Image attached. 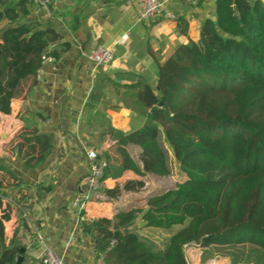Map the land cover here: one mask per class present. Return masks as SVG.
Returning <instances> with one entry per match:
<instances>
[{
	"label": "trees",
	"instance_id": "obj_1",
	"mask_svg": "<svg viewBox=\"0 0 264 264\" xmlns=\"http://www.w3.org/2000/svg\"><path fill=\"white\" fill-rule=\"evenodd\" d=\"M29 2L0 0V112L5 114L23 81L35 83L41 55L58 59L71 47L53 27L19 22ZM214 5L198 40L178 44L156 63L157 94L133 73L127 74L130 83L121 84L138 91L154 120L117 138L118 158L99 154L106 161L103 178H117L126 169L167 176L169 153L185 178L151 194L145 208L82 219L97 252L115 239L107 264H188L184 246L191 240L201 246L250 244L264 253V1L215 0ZM127 144L139 147L142 169L124 149ZM16 148L32 168L47 159L52 139L29 131L20 134ZM0 172V264H16L17 249L4 243L11 208L10 184L3 181L8 177L18 185L19 179L3 164ZM141 184L130 180L125 188ZM137 218L143 227L167 231L161 246L130 228ZM229 255L231 264L247 259Z\"/></svg>",
	"mask_w": 264,
	"mask_h": 264
},
{
	"label": "crops",
	"instance_id": "obj_2",
	"mask_svg": "<svg viewBox=\"0 0 264 264\" xmlns=\"http://www.w3.org/2000/svg\"><path fill=\"white\" fill-rule=\"evenodd\" d=\"M214 1L165 0L163 8L174 13V19L162 11L156 20L141 22L136 20L135 0H62L50 14L29 2L28 13L20 15L19 22L53 27L71 47L45 64L35 83L31 78L23 81L10 112H0V164L19 179L18 185L8 177L3 181L10 184L6 200L11 208L9 220L4 221V243L21 254L19 264H38L43 245L36 242L37 233L65 264H94L97 251L82 219L111 218L119 209L146 207L155 183L165 176L139 175L131 169L106 178L103 191L90 200L82 215L70 202L84 190L87 149L98 154L108 151L118 158L117 138L154 120L138 91L121 86L131 82L127 74L142 76L157 94L156 63L170 56L178 44L198 40L202 21L213 16ZM99 45L114 48V59L107 66H95L86 57ZM29 131L52 139L47 159L32 168L25 167L16 148L20 134ZM124 149L142 169L139 147L127 144ZM130 180L142 184L125 188ZM132 227L143 228L141 219Z\"/></svg>",
	"mask_w": 264,
	"mask_h": 264
},
{
	"label": "built area",
	"instance_id": "obj_3",
	"mask_svg": "<svg viewBox=\"0 0 264 264\" xmlns=\"http://www.w3.org/2000/svg\"><path fill=\"white\" fill-rule=\"evenodd\" d=\"M31 4L43 8L50 14L51 8L60 3L62 0H29ZM165 0H135L136 2V20L138 22L147 20H156L163 11L164 16L174 19V13L163 8ZM197 3L199 0H192ZM127 34H123L122 39H125ZM120 41V42H121ZM86 57L95 66H107L114 59V48L111 46H96L86 53ZM55 59L48 53H43L40 58L36 78L39 79L43 72V67L47 63L54 62ZM86 172L82 178L84 190L76 195L70 202L77 213L80 215L87 211L88 203L94 196H98L104 189L105 178H103L106 161L99 157V154L93 148L86 150ZM36 242L43 245V252L39 257L38 264H65L63 258L58 255L51 247L44 243L43 236L40 233L36 235ZM115 239H111L105 249L97 252L94 258V264H107V252L113 246Z\"/></svg>",
	"mask_w": 264,
	"mask_h": 264
},
{
	"label": "rangeland",
	"instance_id": "obj_4",
	"mask_svg": "<svg viewBox=\"0 0 264 264\" xmlns=\"http://www.w3.org/2000/svg\"><path fill=\"white\" fill-rule=\"evenodd\" d=\"M169 163L171 166V173L155 183L154 193L164 189L173 188L177 182L182 181L185 178V176L178 171L176 161L172 158L171 153H169ZM130 228L134 227L131 226ZM138 230L140 235L151 240L156 246H161L168 236L167 231L159 229L140 227ZM184 252L188 264H194L192 258H194L193 254L195 252L197 253L195 264H210L212 261H215L218 264H231V256L229 255V252L235 254V257H238L236 260L247 258L245 260H239L236 264H263L264 261V253L256 250V248L250 244L237 246H201L200 243L191 240L184 246Z\"/></svg>",
	"mask_w": 264,
	"mask_h": 264
},
{
	"label": "water",
	"instance_id": "obj_5",
	"mask_svg": "<svg viewBox=\"0 0 264 264\" xmlns=\"http://www.w3.org/2000/svg\"><path fill=\"white\" fill-rule=\"evenodd\" d=\"M88 40H89V35L87 36V38H86V42L84 43V44H82L81 45V48H83L84 46H85V44L88 42ZM77 43H75V45H76ZM157 106L156 105H154L152 108L153 109H155ZM128 230V228H125L124 229V231H127ZM18 252H20V253H23L24 251H23V248H20L19 250H18ZM22 259V256H21V254H18V255H16V258H15V263L16 264H19V261Z\"/></svg>",
	"mask_w": 264,
	"mask_h": 264
},
{
	"label": "bare ground",
	"instance_id": "obj_6",
	"mask_svg": "<svg viewBox=\"0 0 264 264\" xmlns=\"http://www.w3.org/2000/svg\"><path fill=\"white\" fill-rule=\"evenodd\" d=\"M199 256V255H198ZM196 259H197V255H196V257H195V259L194 258H192V260H194V263H196ZM210 264H218L217 262H215V261H212Z\"/></svg>",
	"mask_w": 264,
	"mask_h": 264
}]
</instances>
